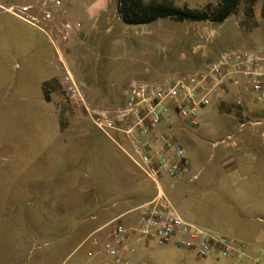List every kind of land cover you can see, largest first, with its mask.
<instances>
[{
    "label": "rangeland",
    "instance_id": "rangeland-1",
    "mask_svg": "<svg viewBox=\"0 0 264 264\" xmlns=\"http://www.w3.org/2000/svg\"><path fill=\"white\" fill-rule=\"evenodd\" d=\"M119 1L64 0L63 17L81 23L82 29L60 53L55 50L56 67L44 73L51 77L43 84L49 97L45 104L41 90L35 84L26 86L22 76L39 52L52 58L53 49L43 34L0 12V264H40L42 255L62 240L55 232L69 231L74 224L77 234L66 253L64 249L50 253L47 264H61L82 243L66 262L76 264L84 259L86 238L98 223L110 219L104 215L95 220L87 211L92 200L86 188L96 177L95 159L101 158L99 153L94 159L88 156L91 145L85 144L90 132L100 130L92 110L119 107L134 82L162 83L196 73L232 49L264 46V0H241L236 12L220 24L167 18L138 26L122 22ZM150 1L180 10H204L216 3L145 0ZM17 2L23 5L31 0ZM66 69L84 88L88 110L74 108L66 100L62 86ZM240 98L233 95L206 109L196 128L179 120L172 129L163 127L156 133L179 140L192 165L183 181H168L164 186L179 213L204 228L253 245L264 228V134H249L243 137L249 140L245 147L235 146L243 139L239 130L264 131V104H255L248 95ZM117 134L114 140L105 136L121 149L124 145ZM198 141L197 151L192 143ZM110 171L103 170L106 183ZM70 188L71 199L62 202V208L74 209L78 215L50 216V202L43 198L59 189L66 195ZM44 229L51 230L49 238L42 236ZM134 264L227 262L152 243L139 251Z\"/></svg>",
    "mask_w": 264,
    "mask_h": 264
},
{
    "label": "built area",
    "instance_id": "built-area-1",
    "mask_svg": "<svg viewBox=\"0 0 264 264\" xmlns=\"http://www.w3.org/2000/svg\"><path fill=\"white\" fill-rule=\"evenodd\" d=\"M63 5L64 0H35L0 5V9L43 34L60 53L61 47L82 29L81 23L63 17ZM62 86L70 105L89 109L84 88L67 69ZM233 95L239 101L248 95L255 104H264V46L232 49L196 73L162 83L134 82L122 105L92 110L96 127L107 137L114 140L117 133L125 136L132 150L121 149L140 174L155 185L156 196L132 211L133 222L114 219L90 234L84 241L89 258H101L102 264H134L139 251L155 243L191 252L201 259L264 264V247L253 253L243 240L186 220L164 190L166 179L182 181L191 174V164L183 144L167 134L158 135L157 130L172 129L179 120L196 128L206 109Z\"/></svg>",
    "mask_w": 264,
    "mask_h": 264
},
{
    "label": "crops",
    "instance_id": "crops-1",
    "mask_svg": "<svg viewBox=\"0 0 264 264\" xmlns=\"http://www.w3.org/2000/svg\"><path fill=\"white\" fill-rule=\"evenodd\" d=\"M34 1L35 0H31V2ZM0 4H2L3 6L19 5L17 0H0ZM0 12L4 13L2 11ZM47 41L54 52L52 58L49 55L50 53L44 56L43 55L44 53L39 52L36 55L38 57L36 61L32 60L29 64V69L24 70L25 77L23 78L22 76V80L26 82V86L28 85L29 87H33V85L35 84L36 89L41 90L43 104H45L43 84L46 83L47 80L51 79V77L46 78L44 73L51 71V69L53 70V68L56 67L55 48L51 45L48 39ZM37 51H39V49ZM33 68H36L35 72ZM31 73H33L34 75L31 76L30 75ZM262 133L264 134V131L262 130H243V129L239 130L240 137L242 138L248 136L249 134H253V135L260 134V136L262 137L263 136ZM117 137L119 138L118 139L119 142H123L124 145L123 148L130 152L132 150V146L130 145V143L125 140L122 134H117ZM248 141L245 140L244 138L240 139L239 141H237L238 144H236L235 147L238 146L245 147ZM251 141L252 140H250V142ZM85 144L91 145L90 147H88V150L90 152V153L88 152V156L90 157L92 156L94 159L97 153L101 154V158L95 159L98 163L95 166L96 177L93 180V182L88 184V186L89 185L90 186L86 188V190L90 194L89 199L92 200V206H89L87 211L89 212L90 216L92 217L95 216L93 217V219L95 220H102V217L104 215H108V217H110V219L102 220L100 223H98L97 224L98 227L95 229V231L105 226L106 224L109 223V221L111 222L114 219H121V221L125 224H129L133 222L135 218V213H133L132 211H134L140 205L151 201L156 196L155 185L152 182L146 180L140 174L138 169L132 164V162L128 158L127 154L122 149H120V147L117 144L115 143L109 144L108 138L105 136V134L102 131L94 130L90 132L89 139L85 142ZM53 145H55V143ZM192 145H194L196 150L198 151V146L200 145V142L198 141L196 144L192 143ZM98 147H100L99 152L97 151ZM194 153H196L195 150ZM103 170L104 171L111 170L110 172L107 173L108 183H106L104 179ZM191 171H192V165H191ZM99 175H101V178H99ZM168 181L171 180L168 179L165 180V182ZM174 186L175 184H170L169 188L173 189ZM71 192L72 189L70 188L65 195V193L61 192L59 189V192L54 193L50 196L47 195L46 197L43 198V200L50 202L49 203L51 207L50 210H52V213L50 212V216H54V217L67 216L71 218L72 216L76 217L78 215L76 210L74 209L72 210L69 207L62 208V202H67L68 200L71 199L69 197L70 196L69 193ZM58 210H60L61 213L58 212ZM62 210L65 212H62ZM42 212L45 215V211ZM86 214L87 213H85L84 215ZM263 218L264 217H262V220L264 221ZM58 227L62 228L64 226L58 224ZM76 228L77 226L74 224L69 228V231H66L64 230V228H62L63 230L62 232H55V234L62 236V238L59 237L62 240L54 244L55 248H52L51 250H49V252H45L42 255V257L39 259L38 263L47 264L48 259L51 256L50 253L52 255L57 254L62 249H64L66 253V250L68 249L67 247L69 246L68 242L72 237H75V234H77ZM49 231L51 230H45V232H43L44 235H42V232L40 234L44 236V238H49L50 236H47L48 234H50ZM79 233L81 234V232ZM257 235L258 237L255 240L256 241L255 244L250 245L253 250V253L255 252V250L264 247V228L261 227ZM46 245L48 246V244ZM81 246L82 243L77 245V247L73 248V251L77 250ZM73 251L68 255L66 259L61 260L62 262L61 264H66L67 260L72 256ZM90 262H96L98 264H102L101 263L102 259L89 258L87 256V248H85L84 259H80L76 264H89ZM26 264H33V263L28 262Z\"/></svg>",
    "mask_w": 264,
    "mask_h": 264
},
{
    "label": "trees",
    "instance_id": "trees-1",
    "mask_svg": "<svg viewBox=\"0 0 264 264\" xmlns=\"http://www.w3.org/2000/svg\"><path fill=\"white\" fill-rule=\"evenodd\" d=\"M241 0H216L204 10H180L156 1L145 0H120L118 13L126 25H148L161 19H174L180 22H206L216 24L225 22L233 15L240 5ZM44 94L49 101L45 86Z\"/></svg>",
    "mask_w": 264,
    "mask_h": 264
}]
</instances>
